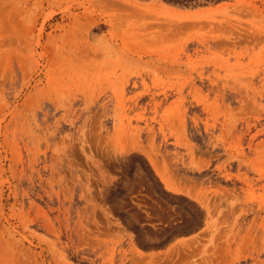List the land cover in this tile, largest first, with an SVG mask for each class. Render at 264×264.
Wrapping results in <instances>:
<instances>
[{"label":"rangeland","instance_id":"rangeland-1","mask_svg":"<svg viewBox=\"0 0 264 264\" xmlns=\"http://www.w3.org/2000/svg\"><path fill=\"white\" fill-rule=\"evenodd\" d=\"M0 264H264V0H0Z\"/></svg>","mask_w":264,"mask_h":264}]
</instances>
